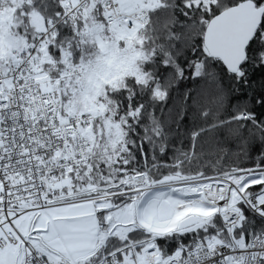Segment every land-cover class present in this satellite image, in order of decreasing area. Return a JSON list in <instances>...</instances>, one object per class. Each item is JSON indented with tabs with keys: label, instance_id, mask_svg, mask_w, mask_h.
<instances>
[{
	"label": "snow or ice",
	"instance_id": "1",
	"mask_svg": "<svg viewBox=\"0 0 264 264\" xmlns=\"http://www.w3.org/2000/svg\"><path fill=\"white\" fill-rule=\"evenodd\" d=\"M0 264H264V0H0Z\"/></svg>",
	"mask_w": 264,
	"mask_h": 264
}]
</instances>
